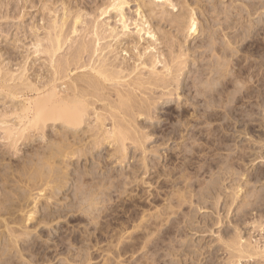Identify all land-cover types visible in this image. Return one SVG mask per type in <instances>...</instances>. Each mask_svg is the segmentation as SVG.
Listing matches in <instances>:
<instances>
[{
  "label": "bare ground",
  "instance_id": "bare-ground-1",
  "mask_svg": "<svg viewBox=\"0 0 264 264\" xmlns=\"http://www.w3.org/2000/svg\"><path fill=\"white\" fill-rule=\"evenodd\" d=\"M101 1L102 3L99 5L95 0L96 8H94L95 10L92 9V13H84V10L82 11L80 8L72 9L74 2L71 3V1L68 3L66 0H39L42 6L40 10L44 14L42 18L44 25L41 24L42 27L39 28L38 26L41 25H36L35 18H32L34 16L33 13L29 12L30 8L37 7L35 0H0V20L5 19L7 22L18 20L22 23L23 30H26L25 36L28 37L30 32L29 34L34 36L36 40L34 41L35 48L33 51L23 50L19 44L22 42L19 36L13 38L14 36L10 37L11 34L8 33L10 36L6 34L5 38L6 40L10 38L13 44L10 43L11 41H6L9 47H0V102L4 107L0 110V139L6 142L8 153L13 152L9 151L10 147L11 150L16 152L15 154H18L17 151L20 150V144L21 146L27 145V142L35 141L34 138L36 139L37 136H41L44 139L47 136L46 130L48 128L61 125L68 130V133L60 134L64 135L63 138L66 140L56 137V140L58 138L60 142L55 141L54 144H51L54 147L52 146L51 148L50 146L51 150H48L50 155L47 153V157L43 156L46 157L45 159L43 158L44 162L40 161L42 166L45 163L49 168L50 175H44L43 172L45 171L38 172L33 170L34 173H32L30 170L26 172L24 165L26 176H28L27 173H31L28 177L24 176V174L22 177V174L21 176L19 175V172L22 171V169L20 170L22 165L20 167H17L19 166L17 165L15 169L19 168L17 170L19 177L16 176L17 172L13 173V171L11 172L13 173L10 175L11 177L7 176L8 173H5L8 179L1 176L3 178V181L0 179L1 183L3 182L2 188L4 187L6 190L8 187L7 183L13 178L14 185L17 188L19 184H25L29 195L16 198L20 191L9 185L11 190L14 188L16 192L18 191L17 193L15 192V197L13 195V202L12 199L7 198L11 202L10 206H7L9 205V200L3 201L5 198L3 200L0 198L2 200L0 201V211L3 210L2 212L5 215L8 213L7 215L10 217L7 219L3 218V220L0 218V255H3L2 249L7 252L8 247L6 246H12L10 248L12 251L8 250L9 254L6 255L4 252L5 255L0 256L2 257L0 264L6 258L8 260L7 256H11L15 249L17 250L23 237L32 234L28 227L26 228V224L30 220L34 222V215L39 211L37 209L41 202L37 199L40 196L32 198L34 191L50 192V195L45 192L43 197L59 201L57 200L59 194L69 184V173L61 171L62 174L57 176L56 169L58 168L56 167H59V171L63 168L65 169L64 166L72 163L71 160L74 157L81 159L87 156L89 152L102 149V147L106 146L105 144L115 145L121 155L119 157L124 159L128 157L129 142L137 146V149L141 148L139 150H144V153H147L145 150L147 136L141 135L142 133L138 129V125L141 123L139 119L143 117L151 118L155 114H153L154 110L158 109L159 100L165 103L171 101L172 97L175 96V92L179 90L192 91L194 89L195 95L191 105L194 106L198 103L200 97L205 99L202 119L209 126L202 129L201 133L211 139V142H215V138H217L216 140L220 145L225 141L224 131H227V125L223 122L218 128L211 127L213 120L215 122L217 120H230L236 114L239 120L243 122H245L246 118H249L250 123L255 122L259 123V126H263V123L255 115L260 114V108L264 109V48L254 39L255 41L250 43L248 47L251 52H254V55L258 56L259 61L258 59L251 60V55L245 56L244 54V51L248 50L245 42L251 36L252 30L257 29L256 23L253 24L251 29H248V33L242 35L239 33L233 41L228 40V42L218 44V41L215 40L216 38L211 37L214 42L211 40L210 50L215 53L220 52V55L217 54V60H213V64L208 69L213 75L206 79L203 78L204 74L196 75L194 82L189 84L186 81V77H188L187 74L191 73V62L180 36L184 35L188 38L199 33V23L195 13L193 9L189 10L190 3L181 1L182 3L179 4H182L181 7L186 12L180 13V16L175 14L177 17L172 16V19L170 17V21L175 26L173 28L177 29L178 34L160 32L162 37H159L158 34L160 33L158 32L162 27L156 28L154 26V28L152 21L155 18L157 20L160 18L162 21L166 19L168 13L165 5L170 3L169 5L173 8L177 6V4H173L172 0H153L154 2L150 0L152 2L150 4H148L150 1L146 3L140 0ZM60 2L62 8L57 7ZM131 2L138 3V19L136 20H132V18L127 16L126 10ZM163 2H165V5ZM145 8L148 10L147 12H145ZM4 9H7L6 13L3 11ZM256 11H253V13L255 14ZM144 13L146 14L144 15ZM147 13L150 14L151 20L154 18L152 21L147 17ZM253 13L252 11L249 12L250 17ZM30 16L32 21L28 23V17ZM112 16L118 18V26L111 27L110 23L105 21V19ZM167 20H169V17H167ZM131 26H134V31H132ZM240 27L243 28L241 24ZM41 28L45 31L40 32ZM230 28L234 29L235 27ZM155 29L158 30L156 31ZM27 31L29 32L27 33ZM44 32L45 34H40ZM159 45L168 50L167 55L163 52L164 48L160 49ZM246 48L247 50H245ZM166 49L165 51H167ZM23 53L25 54L23 63L19 64L20 67L18 69L13 70L11 62H14L17 56L23 55ZM6 56H9L12 60L8 64L5 63ZM42 59H44V62H40ZM160 66H162L161 69ZM231 87H234L235 90L230 93L229 89ZM158 93L161 95L158 96ZM191 122V120L185 122L186 128L190 127L189 124ZM87 125L88 129L83 130ZM81 130L84 131L83 134L80 133ZM192 133H195L194 130H192ZM88 138L90 141L85 142ZM249 149L251 147L243 145L241 148V160H246L247 156H250ZM196 150L197 148L194 146L189 149L185 148V152L192 154ZM259 153L261 155L260 158H264L263 152ZM124 159L121 161H124ZM214 161L215 159H212L207 164L211 167ZM233 161L234 159L231 157L228 163L233 165ZM144 163L147 166L146 157L144 158ZM57 164L59 166H56ZM1 165L2 162H0V171ZM192 167L193 162L189 160L185 166L183 165L184 171L181 176L184 181L190 180V182L188 181L190 188L194 186V179L190 177L193 172L192 174L188 173V170L191 171ZM204 169V166L194 169L196 171L194 172V178L197 179ZM37 170L39 169L37 168ZM35 172L38 173L36 174ZM263 177L264 171L262 170H258L256 176L248 173L246 175L247 185L251 178L260 180ZM14 178L18 179L14 180ZM23 181H26V183H23ZM14 189L13 192L15 191ZM26 190L25 194L27 193ZM81 191L80 193H82ZM10 192L12 193V191ZM237 193L238 191L234 199L238 196ZM120 195H123V192H120ZM96 198L97 196H93V199H90L91 208L89 207V209L94 214L95 211H101V213L90 217L88 214H91V212L89 211L90 213L86 215L90 217L89 221L91 222H88V224L95 225L96 231L98 230L99 233L101 231L103 234L104 232L108 233L113 221L120 220V217L115 215L119 206L117 203V205L112 203L111 194H108L105 199L106 204L102 208L98 207L100 202ZM263 200L264 196L260 197L258 192H252L247 200L244 201L243 208L254 207ZM179 201V206L182 207L189 199L186 194H180ZM4 204H7L8 210L6 206L4 207ZM11 205L13 206L12 208H10ZM46 207L50 208V205H46ZM3 208H6V212H4ZM2 212L0 215H3ZM69 212H73V210H69ZM18 213L19 215L22 213V217L17 215ZM102 217L111 218L108 219L105 228L100 222ZM75 220H79L78 217ZM157 220V222L155 221L151 224L144 223L145 226L147 225L145 228L143 227L144 229L149 231L154 229L156 231L147 241L143 240L146 238L140 235H130L126 238L124 228L116 231L112 238H116L124 246H119L114 256L120 258L129 252L135 253L137 246L141 244L142 240V249H154L155 259L152 260V263H157L161 258L158 253L159 249L166 238L171 236L174 233V229H176L175 224H170L173 220H168L166 214L159 215ZM12 224L18 227H14ZM139 227L141 228L142 225ZM80 232H78L79 236L74 234L72 240L79 242V239H82L87 241L88 238L84 237V234L82 236ZM3 239H5L4 243ZM123 239H131L134 242L124 244L125 241ZM236 240L229 245L233 249V257L239 260L245 258H260V260L262 258L264 260V251H260L261 247L258 248L256 245V248L252 244V246L250 244H241L242 235H238ZM3 257L6 258L4 259ZM12 259L9 258L6 264L17 263ZM92 259V255L88 257L89 261ZM111 259H108L106 264H112L114 259L112 257ZM147 260H142L139 264H149ZM263 260L261 261L262 264L264 263ZM121 263L119 261L117 264Z\"/></svg>",
  "mask_w": 264,
  "mask_h": 264
},
{
  "label": "rangeland",
  "instance_id": "rangeland-1",
  "mask_svg": "<svg viewBox=\"0 0 264 264\" xmlns=\"http://www.w3.org/2000/svg\"><path fill=\"white\" fill-rule=\"evenodd\" d=\"M66 1L68 3H70V1L71 3L74 2L72 4L74 7L71 5L72 9L80 8L82 11L84 10V13H92V9L96 8L95 0ZM140 1L148 3L150 0ZM172 1L173 4H177L175 8L169 5L170 3L165 5V2H163L165 9H167V13L170 14H167L169 20H167L166 17L164 21L160 18H158V20L155 18V20L152 21L154 18L151 20L149 13H147L149 15H147V17L152 21L153 27H162L158 33L171 32L175 34L177 33V29L173 28L175 26L170 20L172 16L175 17L177 14L180 16V13L186 12V10H183L181 7L182 4H179L182 3L181 1L190 3L189 10L193 9L195 13V17L199 23V33L197 34L198 36L195 35L188 38L184 35L180 36L184 48L188 53L189 61L191 62V73L187 74L188 77H186V81L189 84L194 82L196 75L200 76L204 74V79L213 75L208 69L210 65L213 64V60H217V54L220 55V52L215 53L210 50V44L213 38H216L215 40L218 41V44L228 42V40L233 41L239 33L241 35L248 33V29H251L255 23L257 29L252 30L251 36L247 39V42H245V46L247 45L246 47L248 50L246 48L245 50L247 51H244V54L245 56L251 55V60L258 59L259 61L258 56L254 55L253 51L251 52L248 45L257 40L262 45V48H264V0ZM35 2L37 7L33 9L30 8L29 12L33 13L34 16L32 18H35L36 25H44V20L42 19L44 14L42 13L43 11L40 10L42 6L39 0H35ZM96 2L99 3V5L102 3L101 0H96ZM152 2L154 1L152 0ZM152 2L150 1L148 4ZM57 7L62 8L61 2L58 3ZM137 10L138 3L131 2L126 10L127 16L132 18V20L138 19ZM255 10L257 11L254 14L253 11ZM3 11L6 13L7 9ZM147 11L148 10L145 8V12ZM250 11L253 13L251 17L249 15ZM145 14L146 13H144V15ZM31 21L32 19L30 16L27 22L30 23ZM105 21L110 23L111 27L118 26V18L115 16L108 17ZM239 22H241L240 24L243 28L240 27ZM42 25L38 27L40 28ZM230 27L235 28L232 29ZM131 28L132 31H134V26H131ZM41 29L40 32L45 31L43 28ZM28 32L29 31H27V33ZM8 33L11 34V36L8 35ZM29 33L28 37H26V30H23L22 23L18 20H10L7 22L5 19H1L0 47H9L7 46V42H13L10 38L6 40L5 36L7 34L10 37L14 36L13 38L19 36L22 40L19 44L22 46L23 50L33 51L35 48L34 41L36 40L35 37ZM162 33L158 34V36L162 37ZM40 34L43 35L45 32ZM211 37L213 38L211 39ZM158 47L160 49L164 48L162 45ZM165 49L166 48L163 49V52L167 55L168 50L166 49L167 51H165ZM24 55V53L23 55H18L14 62L9 56H6L5 63L8 64V62L12 61L11 67L13 70H16L20 67L19 64L23 61ZM44 59L40 62H44ZM161 68L162 66H160V69ZM234 90V87L229 89L230 93ZM160 95L161 94L158 93V96ZM194 95V89L192 91L179 90L175 92V96L172 97L171 101L162 103L163 101L158 99L159 106L157 110H154L153 114H155L152 115L153 117H143L139 119L141 123L138 125V129L142 133L141 135L147 136V141L145 142V150L147 153H144V150H142L143 152L139 150L141 148L137 149V146L129 142L128 157L124 159L123 157L120 158L121 155L118 153V149L115 148V145L105 144L106 146L102 147V149L89 152L87 156L81 159L74 157L73 160H71L72 163H69V166L67 165L68 168L64 166L65 169L63 168L59 171V167H56L58 168L56 169L57 174L55 173L57 176L62 174L61 171L69 173V184H67V187L59 194L57 199L59 201L54 199L49 200L43 197L47 191H43L42 193L38 190L41 192V195L38 191H34L33 199L38 196L42 197H39L40 199L37 198L41 202L37 209V211L39 210L37 212L38 214L36 213V215H34L35 220L33 217L34 222L30 220V223L28 222L26 224V228L28 227V230H30L32 234L21 239L17 250L15 249V252L13 251L14 253L11 254L13 259L9 255L10 257L7 256L8 260L9 258L15 260L14 262H17L16 264H106L107 260H110L112 257L114 262H116H112V264H117L119 261L122 262L121 264H139L142 260L146 261V259H148L147 261L149 264H154L152 263V260L155 259L154 249H142V240L141 244L137 246V251L135 253L129 252L120 258H116L114 254H116V251H118L119 246L122 244L118 242L119 240L112 237H114L116 231H120L121 228H124L126 238L130 235H140L144 236L146 239L143 240L147 241L156 231L154 229L150 231L144 229L147 226H145V224H151L157 220L159 215L162 216L166 214L168 220H173L170 224H175L176 229H174V233L163 242L158 251L161 258L155 264H262V258L261 260L260 258H245L239 260L233 257L234 252L229 245L237 241L238 235H242L241 244H252L255 247L257 245L258 248L261 247L260 251H264V200L254 207L243 208L244 201L247 200L252 192H258L260 197L264 196V177L260 180L251 178L248 185L246 182V175L248 173H252L256 176L258 170L264 171V158H260L261 155H259L261 151L264 154V109L260 108V114L255 115V117L263 123L262 127L259 126V123H250L249 118H246L244 120L245 122H243L239 120L236 114L231 117L230 120L211 121V127L218 128L223 122L227 125V131H224L226 136V138H224L225 141L220 145L216 140L217 138H215V142L213 141V143L210 141L211 139L201 133L202 129L209 126L204 123L202 119L205 99L204 97H200V101L195 104L196 106H193L191 102L193 101ZM3 108L0 102V110ZM187 120L192 121L189 124L190 127L188 126L189 128L185 126ZM249 126L251 127L249 128ZM84 128L83 130L88 129V125ZM64 129L65 128L61 125L48 128L46 130L48 132H46V139L37 136L36 139L34 138L35 141H32L35 143L27 142V145L22 146L20 144V150L17 151L18 154H15L16 152L11 150L10 147L9 151L13 152L8 153V146L5 145L6 142L0 139V157L2 160H0V162H2L0 171L2 175H0V177L2 176L6 179L7 176L17 172L19 168L17 170L15 168L21 165L20 170L22 169L23 172L25 170L26 172L31 170L32 173H34L33 170L38 172L45 171L43 172L44 175H50L49 168L45 163L42 166L41 162H44L43 160L47 157V153L50 155L48 150H51L53 146L51 144L58 141L56 137L64 139V135H60L68 133V130L65 129L66 132ZM83 130H81V134L84 133ZM192 130H194L195 133H192ZM86 140L85 142L90 141L89 138ZM261 143L263 144L262 146ZM243 145L251 147V149L248 150L250 156H247L246 160L240 159ZM188 146L189 148L194 146L197 150L193 152V154L185 152V148L189 149ZM145 157L147 166L144 165ZM231 157L234 159L233 165L228 163ZM122 159H124V161H121ZM212 159H215V161L210 167L207 163L212 161ZM189 160L193 162L191 171L188 170L189 174L193 172L192 176H190L194 179V186H192V188L189 187V179L186 180V182L181 178L184 171L183 165L185 166ZM56 166L59 165L57 164ZM202 166H204L205 169L202 170L197 179L194 178V172H196L194 169H198ZM44 167H47L46 170L48 169V173ZM37 168L39 170H37ZM12 171L13 173H11ZM22 171L19 172L20 174L17 172V175H15L18 176L19 174L21 176L22 174L23 177L24 174V176H26V173ZM5 173L9 175L7 174L6 176ZM30 173H27L28 176ZM2 177L0 178L2 179L1 181H3ZM15 179L16 178H14V180ZM11 180H9L11 183H7L8 187L6 190L4 187L2 188L3 182L1 183L0 181V198L2 200L5 198L3 201H8L9 199L7 198L12 199L13 195L15 197V194L18 192L15 190L17 187L14 185L13 178ZM23 183H26V181H23ZM9 185L15 187V189L12 188L11 190ZM22 187L25 188V184L18 185L17 189L20 192H18L19 195L17 194L16 198L18 196L24 195L23 197H25L27 194L29 195L26 188L25 190L27 193L25 194V190H23L24 188ZM13 189L15 190L14 192ZM10 191H12L13 194ZM80 191L82 193H80ZM237 191L238 196L234 199ZM120 192H123V195H120ZM47 193L50 195V192ZM179 193L182 195L186 194L189 199L182 207L179 206ZM108 194L112 196V203L114 205L117 203L119 206V214L117 212L115 215L119 216L120 220L113 221L108 233L104 232L103 234L101 231L100 233L102 234H100L98 230L96 231L95 225L91 224V226L88 224V222H91L89 221L91 216L101 213V211L96 212L94 210V214V212L92 213L90 211V199L92 200L93 196H97L96 200L100 202L98 207L102 208L103 205L106 204L105 199L108 197ZM1 199L0 201H2ZM8 202L9 205H6L10 206V200ZM6 205L4 204V207ZM46 205H50V208H47ZM7 206L6 208L8 210L9 207ZM12 207L11 205L10 208ZM6 208L3 209L5 210ZM79 209L80 211H78ZM69 210H73V212H69ZM81 210L83 211L81 212ZM2 211H0V214ZM89 211L93 215L88 214L90 213ZM4 212H6V210ZM2 214L3 215H0L1 220H3V218H10L7 215L8 213L5 215V213L2 212ZM86 214L90 215V217ZM133 214L135 215L133 216ZM17 215H19V213ZM21 215L22 213H20L19 216ZM77 217L79 220H75ZM108 219L111 218L102 217V219H100L104 228L106 227ZM141 225L142 227L140 228L139 226ZM259 225L262 226L260 227ZM79 231H81L80 233L82 236L84 234V237L86 236L88 238L87 241H83L82 239H79V242L72 240L74 234L80 235L78 233ZM89 231L90 233L88 234ZM3 240L4 243L5 239ZM123 241H125L124 244L134 242L131 239H123ZM6 247H8L7 252L2 249L3 255L9 254L8 252L10 250L12 251V249H10L12 248L11 245ZM91 255L93 259L89 261L88 257ZM1 258L2 257H0V259ZM6 259L1 264H6L8 261Z\"/></svg>",
  "mask_w": 264,
  "mask_h": 264
}]
</instances>
